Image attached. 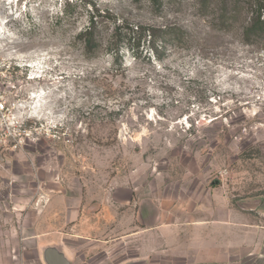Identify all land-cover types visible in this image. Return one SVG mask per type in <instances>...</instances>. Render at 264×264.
I'll return each mask as SVG.
<instances>
[{
	"label": "rangeland",
	"instance_id": "374dc122",
	"mask_svg": "<svg viewBox=\"0 0 264 264\" xmlns=\"http://www.w3.org/2000/svg\"><path fill=\"white\" fill-rule=\"evenodd\" d=\"M67 1L0 0V100L10 110L0 126V264H45L28 249L17 208L18 186L23 209L39 196L28 190L38 180L34 163L74 194L106 181L125 198H156L164 214L177 215L183 242L203 221L226 220L238 249L211 264H264L263 45H247L238 22L217 26L219 0L205 14L193 0L182 9L171 1L167 20L130 0H99L128 7L146 30L136 42L122 38L123 72L110 55L86 58L74 45L85 19L55 25ZM166 22L192 29L196 42L184 48L154 37ZM16 121L38 123L41 140L14 149ZM134 243L130 252L76 249L72 264H123ZM162 251H148L149 264H204Z\"/></svg>",
	"mask_w": 264,
	"mask_h": 264
},
{
	"label": "crops",
	"instance_id": "0c3cea01",
	"mask_svg": "<svg viewBox=\"0 0 264 264\" xmlns=\"http://www.w3.org/2000/svg\"><path fill=\"white\" fill-rule=\"evenodd\" d=\"M27 156L35 162L38 155L29 153ZM33 167L38 180H29L31 189L28 190L39 196L31 203L26 202L27 209H23L24 202L19 201L25 191L17 187L20 196L17 208L25 212L22 233L32 251L43 253L48 247H56L72 264L78 253L76 249L85 248L83 250L89 253L107 249L114 253L115 248L121 246L130 252V243L135 242L136 253L123 264H149L146 253L161 252L165 244L169 250L162 252L170 254L172 260L190 257L192 253L194 259L211 264L224 262L227 251L238 249V243L228 241L226 220L203 221L202 225L189 229L183 242L177 215L164 214L156 198L136 201L128 192L125 198V192L119 188L108 192L106 181L103 185L97 182V186L81 184L74 194L66 185L46 177L40 166L34 163ZM222 204L225 206V201ZM180 244L186 245L180 249Z\"/></svg>",
	"mask_w": 264,
	"mask_h": 264
},
{
	"label": "trees",
	"instance_id": "16d2710c",
	"mask_svg": "<svg viewBox=\"0 0 264 264\" xmlns=\"http://www.w3.org/2000/svg\"><path fill=\"white\" fill-rule=\"evenodd\" d=\"M179 1V9L183 8L184 0H130L132 5L147 7L162 19L167 20L166 3ZM193 5L205 14L213 0H193ZM222 9L217 12L215 22L220 28H235L247 45L264 47V0H219ZM128 7L116 11L109 3L99 0H74L66 2L63 9L55 15V25L63 26L72 19H85V24L76 33L73 43L79 47L86 58H95L102 53L108 54L114 61L116 70L125 72L127 69L122 38L128 35L137 36L145 33L144 27L134 25ZM153 36L162 35L165 43L187 48L196 42L197 34L192 29L166 22L159 29H153ZM139 45V44H137ZM136 47V45H135ZM118 71V72H119Z\"/></svg>",
	"mask_w": 264,
	"mask_h": 264
},
{
	"label": "built area",
	"instance_id": "2783aa9c",
	"mask_svg": "<svg viewBox=\"0 0 264 264\" xmlns=\"http://www.w3.org/2000/svg\"><path fill=\"white\" fill-rule=\"evenodd\" d=\"M10 112L6 102L0 100V126L8 124V113ZM13 129V139L11 145L14 149L22 148L29 143H35L41 140L39 137V124L34 122L33 126H26L24 121L11 122Z\"/></svg>",
	"mask_w": 264,
	"mask_h": 264
},
{
	"label": "water",
	"instance_id": "95a60500",
	"mask_svg": "<svg viewBox=\"0 0 264 264\" xmlns=\"http://www.w3.org/2000/svg\"><path fill=\"white\" fill-rule=\"evenodd\" d=\"M43 261L45 264H71L65 253L56 247H48L44 250Z\"/></svg>",
	"mask_w": 264,
	"mask_h": 264
}]
</instances>
